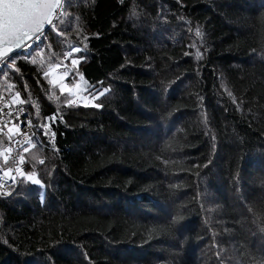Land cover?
I'll list each match as a JSON object with an SVG mask.
<instances>
[{
	"label": "trees",
	"instance_id": "obj_1",
	"mask_svg": "<svg viewBox=\"0 0 264 264\" xmlns=\"http://www.w3.org/2000/svg\"><path fill=\"white\" fill-rule=\"evenodd\" d=\"M62 5L0 73L40 140L0 264H264V0ZM72 54L94 104L50 78Z\"/></svg>",
	"mask_w": 264,
	"mask_h": 264
},
{
	"label": "built area",
	"instance_id": "obj_2",
	"mask_svg": "<svg viewBox=\"0 0 264 264\" xmlns=\"http://www.w3.org/2000/svg\"><path fill=\"white\" fill-rule=\"evenodd\" d=\"M62 10V0H60L48 21L51 30L56 31L59 29ZM43 29L38 32L41 36L44 35ZM31 36L36 35H29L27 39ZM36 39L39 40V36H36ZM30 43L35 44V41L30 40ZM15 49H17V54L11 56V58H9V54L12 50L3 57L1 55L6 51L0 50V71L10 64L14 56L28 53L31 50L24 43ZM0 129H2L0 136L7 141L0 148V196H4L10 194L17 187L21 178L26 175L25 150L38 144L35 141L34 122L28 113L24 100L12 88L0 89ZM6 172L8 173L7 176H5Z\"/></svg>",
	"mask_w": 264,
	"mask_h": 264
},
{
	"label": "water",
	"instance_id": "obj_3",
	"mask_svg": "<svg viewBox=\"0 0 264 264\" xmlns=\"http://www.w3.org/2000/svg\"><path fill=\"white\" fill-rule=\"evenodd\" d=\"M59 2L60 0H0V50L6 51L1 57L21 46L29 35H36L45 28Z\"/></svg>",
	"mask_w": 264,
	"mask_h": 264
},
{
	"label": "rangeland",
	"instance_id": "obj_4",
	"mask_svg": "<svg viewBox=\"0 0 264 264\" xmlns=\"http://www.w3.org/2000/svg\"><path fill=\"white\" fill-rule=\"evenodd\" d=\"M62 3H63V0H62ZM7 66L8 65H6L3 69H5ZM3 69H1L0 73L2 72ZM68 71H69V76L65 77L64 81H63V76ZM71 72L74 74H72L70 76ZM49 73H50L51 80L54 83L58 84L60 87H61L62 81L64 83L68 84L69 87H72V91H70L68 93L72 94L75 97L74 100L76 102H80L83 104H94L95 103V101H94L95 96H93V94H91V92H88L86 90V87H87L86 80L79 73H78L77 77L75 75V73H77V67L75 65V62L70 64L67 62V59L63 58L62 62L50 67ZM69 77H71L72 80H70ZM72 81H74V82L72 83ZM64 92H66V91H64ZM35 141H36V143L40 144V140H39L37 135H36ZM25 171H26V169H25Z\"/></svg>",
	"mask_w": 264,
	"mask_h": 264
},
{
	"label": "snow or ice",
	"instance_id": "obj_5",
	"mask_svg": "<svg viewBox=\"0 0 264 264\" xmlns=\"http://www.w3.org/2000/svg\"><path fill=\"white\" fill-rule=\"evenodd\" d=\"M50 30H51L50 25H46L45 28L43 29V31H44V35H43V36L39 35V33L36 34V36H39V40L36 39V36H31L29 39H25V40L23 41V43H24V44H27L28 47H29V49H32V48H34L36 45L41 44V43L44 41V36H46ZM30 40L35 41V44L30 43ZM80 51H81V50L79 49V50H77V51H76L75 53H73V54L80 53ZM16 54H17V49L13 48V49H12V52L9 54V58H11V56L16 55ZM73 54H72V56L69 57L68 60L70 61L71 64H72L73 62H75V65L77 66V65L81 62V60L78 59V58H73ZM67 76H69V71L63 76V81H64V78L67 77ZM63 81H62V83H61V88H62V90H63V91H66V92H70V91H72V87H69V85L66 84V83H64ZM99 107H100V106H99ZM9 128H10V127H9ZM42 130H43V129H42ZM0 131H2V129H0ZM53 134H55V133H53ZM7 175H8V173L6 172V173H5V176H7ZM49 264H54V260H51V259H50Z\"/></svg>",
	"mask_w": 264,
	"mask_h": 264
},
{
	"label": "clouds",
	"instance_id": "obj_6",
	"mask_svg": "<svg viewBox=\"0 0 264 264\" xmlns=\"http://www.w3.org/2000/svg\"><path fill=\"white\" fill-rule=\"evenodd\" d=\"M26 176V175H25Z\"/></svg>",
	"mask_w": 264,
	"mask_h": 264
}]
</instances>
